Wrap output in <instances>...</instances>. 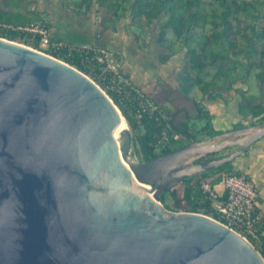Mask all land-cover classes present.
<instances>
[{"label":"water","instance_id":"95a60500","mask_svg":"<svg viewBox=\"0 0 264 264\" xmlns=\"http://www.w3.org/2000/svg\"><path fill=\"white\" fill-rule=\"evenodd\" d=\"M262 139L264 125L250 126L142 162L90 77L0 38V264H264L224 224L161 202Z\"/></svg>","mask_w":264,"mask_h":264},{"label":"trees","instance_id":"16d2710c","mask_svg":"<svg viewBox=\"0 0 264 264\" xmlns=\"http://www.w3.org/2000/svg\"><path fill=\"white\" fill-rule=\"evenodd\" d=\"M62 4L65 7L63 1ZM69 4L83 11L82 14L81 12L75 14L76 17L94 12L97 17L103 15L106 22L109 19L111 25L108 26L113 27L115 32L123 23L124 29L134 25L148 32L155 40V44L165 51V55L159 58L162 64L169 62L178 52L184 51L185 64L178 80L179 93L186 99L194 100L191 94L198 88L203 96L200 102L208 99L228 103L223 91L235 90L241 97L240 114L252 118L251 126L264 125V0H77ZM9 7H11L9 10L0 8V38L39 50V38L15 28L42 22L47 25L51 34L50 20L41 18L30 9L26 12L17 6ZM51 38L53 41H65L53 38L52 34ZM135 38L139 46V37ZM77 43L93 44L85 39ZM176 46L180 47L179 50H176ZM111 51L117 57L121 56ZM66 54L67 51L62 50L54 57L94 80L118 106L139 146L142 162L179 150L194 140L195 132L202 133L204 139L227 133L216 131L214 117L199 104H196L197 113L193 118L206 120L205 126L199 130L196 128L194 130L188 125L191 118L186 122H178L179 111L171 116L158 103L157 112L143 113L138 119L137 98L129 97L122 100L99 78V72L92 61L81 54L73 56ZM253 77L259 83L261 95L247 99L248 89H239L235 86L241 83L248 87L249 79ZM248 103L250 104L246 111L244 108ZM245 127L246 125L239 123L232 130ZM164 134L168 135L167 140H164ZM175 135L180 139L175 140ZM215 155L203 157L197 162L212 161L216 159ZM208 173L212 176L208 177ZM208 173L185 179L182 184L184 187L182 196L175 190L167 191L173 198V204L167 206L162 203L164 208L173 212L204 214L222 222L212 205L205 199L201 182L208 180L215 188H220L219 182L224 175L242 174L235 171L233 162ZM162 199L163 196L161 202ZM258 202L259 198L257 204ZM256 214L260 216V221L247 238L264 258V214L260 215L257 206Z\"/></svg>","mask_w":264,"mask_h":264},{"label":"built area","instance_id":"2783aa9c","mask_svg":"<svg viewBox=\"0 0 264 264\" xmlns=\"http://www.w3.org/2000/svg\"><path fill=\"white\" fill-rule=\"evenodd\" d=\"M15 29L39 38V50L37 51L40 53L57 59L54 57L55 54L65 50L67 56L81 54L87 60L92 61L99 72V78L107 85L108 89L117 93L122 100L129 97L138 99V119L142 117L143 113L150 112L153 114L159 110L157 102L136 85L130 77L125 75L119 58L110 49L90 43L53 41L50 30L42 22ZM167 139L168 135L164 134V140ZM174 139L179 140L180 138L175 135ZM219 185L220 189L215 188L210 181L203 180L201 190L205 199L212 205L214 211L222 220V222L219 221L220 223L248 240V234L252 233L256 224L260 221V216L256 214L259 198L256 185L253 181L248 180L245 175L237 174L224 175Z\"/></svg>","mask_w":264,"mask_h":264},{"label":"rangeland","instance_id":"374dc122","mask_svg":"<svg viewBox=\"0 0 264 264\" xmlns=\"http://www.w3.org/2000/svg\"><path fill=\"white\" fill-rule=\"evenodd\" d=\"M62 1L64 2L65 7L62 4ZM73 1H77V0H34V1H32V0H0V8H2L4 10H9V9H11V7H9V5H12V7L17 6L20 10H24L27 12V10H29V9H39V8L43 9L46 7L47 9H50V8L52 9V12L54 13V17L56 19H60L62 17V15H64L65 12H68L71 14H77L80 12H81V14L83 13V11L78 10L75 5L69 4V2H73ZM37 13H38L37 15H39L41 18H43L45 20H50V18H53L49 13H43V12H37ZM96 17L97 16L94 12V13H90L88 15H84L82 18L85 21L84 22L85 25L93 23L94 20L96 22H103V20H104L103 15H100L97 18ZM56 19H55V21L58 22V20H56ZM106 25H111L109 23V19H107ZM122 26H123V24L119 25V31L122 34H124L125 37H126V35L129 36L128 37L129 39L127 38L128 41L126 44L127 54H125L123 56H119L118 58H119L122 65L127 63V64H134L136 66H140V69L143 70L142 71L143 74H146V72L147 73L149 72L150 76L159 80L157 82V84L159 86H162L161 90L162 89L164 90L163 94L160 95L159 97L156 96L154 98V97L150 96V94H148V92H147V94L155 102H162L163 108L166 111H169L172 114H174L175 107L173 104L169 103V101H171V100L173 102H195V101L200 102V101H202L203 96H202V93L199 91L198 88H195L191 94L193 96L194 100L186 99L181 93L178 92L179 74L183 71V67L185 64V52L184 51L178 52L177 55L175 57H172L169 62L162 64V63H160L159 58H161L165 55V51L160 49V47L155 44V40L153 39L151 34H149L148 32H146L143 29H141L137 26H134V25L128 26L125 30H124V27H122ZM107 27H110V26H107ZM136 36L139 37V39H138L139 40V42H138L139 46L136 42V38H135ZM169 37H171V35ZM82 38H85V36H81L80 39H82ZM118 38H120V37H118ZM118 38L117 37L114 38V40H113L114 43L119 42ZM124 40H125V38H122V41H124ZM179 48L180 47L176 46V50H179ZM137 68H139V67H137ZM235 88H239V89L241 88V89H246V90L248 89L247 99L248 98L252 99L255 96L261 95L259 83L256 81V79L254 77L249 79L248 87H245L241 83H238L235 86ZM223 94H224L225 98L228 99L229 102L241 103L240 102L241 97L236 93L235 90H230V91L224 90ZM170 97H172V99ZM164 99L169 100V101H166ZM207 102H213V101L207 100ZM220 102H224V101H220ZM249 104L250 103H248L246 105L244 110L248 111ZM243 105L245 106V104H243ZM181 107H182L181 104L176 103L177 109H179ZM200 107L201 108L203 107V109H207V110L209 109L208 106L205 104V102ZM187 108L189 111V113H188L189 117H195L194 116L195 114L193 113V109H195V108H193V105L190 107H187ZM219 111H220V109L218 111H213V112L214 113L217 112V114H218ZM229 113H233V112L229 111ZM181 117L185 120L183 115H181ZM228 119L229 118L226 117L225 114H223L220 117V119H219V117L213 119L214 128L216 129V131L226 132V131L230 130L231 127L237 126L236 120L231 122ZM241 121L245 122L246 120L242 119ZM248 121L251 123L252 120H247V124H248ZM205 123H206L205 119H198L197 117L191 118L188 121V125H190V127L194 130H195V128L197 130H199L200 128L205 126ZM192 129H191V132H192ZM193 135H194V139H196L198 141L204 140V138H205V136L202 133L195 132V134L193 133ZM235 149L237 150L238 148H233V149L226 150V151H223L220 153H216V155H215L216 159L233 153V151H235ZM239 158L236 160L237 162H238V160L242 159V157L240 159ZM207 175H208V177L212 176L211 173H208ZM183 189H184L183 185H179L174 190H175V192H177V194L182 196ZM162 203H164L167 206H172L173 198L169 192H166L163 195ZM263 214L264 213L262 212V210H260V215H263Z\"/></svg>","mask_w":264,"mask_h":264},{"label":"crops","instance_id":"0c3cea01","mask_svg":"<svg viewBox=\"0 0 264 264\" xmlns=\"http://www.w3.org/2000/svg\"><path fill=\"white\" fill-rule=\"evenodd\" d=\"M34 12H43V13H49L53 18H50L51 22V34L53 38H59L65 41H71V42H80L81 36H85L86 41L92 42L95 45H99L102 47H106L108 49L113 50L114 52L118 53L119 55L123 56L127 54L126 51V44L128 41V37L126 34V37L124 34H122L119 31V27L117 29V32L113 30V27H107L106 25V19L103 20V22H96L95 20L91 24H84V19L82 17H76L75 14H71L68 12H65L64 15L60 19H56L54 17V13L52 12V9H47L46 7L41 9H30ZM99 17V16H98ZM58 20V22L55 21ZM125 26V23H123ZM125 30V29H124ZM118 38L119 42L114 43V38ZM122 38H125L124 41H122ZM128 38V39H127ZM139 67V68H137ZM125 69L124 73L128 76H132L131 78L135 82L136 85H138L140 88H142L146 94H150L152 97H159L163 94L164 90H161L162 86H159L157 82L158 79L150 76V73L146 72V74H143V70L140 69V66H136L134 64H124L123 70ZM147 94V95H148ZM172 99V97H170ZM166 100V99H164ZM208 99H206L205 104L208 106V111L212 114V116L215 118L220 117L225 114L226 117H228L231 122L236 120L237 124L243 123L246 125V127H250L251 123L247 120H252L251 117H243L240 114V107L239 102H207ZM169 101V100H166ZM210 101V100H209ZM159 105L162 106V102H157ZM169 103L173 104L175 107V112L179 111V115L177 117L178 122H186L189 117V111L187 107H190L193 105V113H197V106L196 104H199L200 106L204 102H173L172 100L169 101ZM176 103L181 104V108H176ZM189 105V106H188ZM220 111L213 112V111ZM212 111V112H211ZM233 112V113H229ZM168 114L170 113L171 116L173 114L169 111H167ZM229 113V114H228ZM185 118V120L181 117ZM196 116V115H194ZM239 117V118H238ZM242 119L246 120L245 122L241 121ZM245 127V128H246ZM233 127H231V130L226 132H232ZM240 159V158H239ZM237 162V161H236ZM234 162L235 171H238L242 175H245L247 178H249L251 181L254 182L256 185L258 191H259V202L257 204V207L259 210H262L264 213V140H261V142L257 145H255L254 148H251L248 153L242 157V159L238 160L236 163ZM220 189V188H219Z\"/></svg>","mask_w":264,"mask_h":264},{"label":"flooded vegetation","instance_id":"af4514ba","mask_svg":"<svg viewBox=\"0 0 264 264\" xmlns=\"http://www.w3.org/2000/svg\"><path fill=\"white\" fill-rule=\"evenodd\" d=\"M123 67H124V66H123ZM123 71H125V69H124ZM125 75L128 76V75L126 74V72H125ZM128 77L131 78L132 76H128ZM131 79H132V78H131ZM132 80H133V79H132ZM133 82H134V81H133ZM262 140H264V139H262ZM260 142H261V140H260L259 142L255 143L251 148H254L255 145L259 144ZM251 148H250V149H251ZM238 149H240V148H238ZM250 149H249V150H250ZM235 150H236V149H235ZM249 150H248V151H249ZM248 151H247L245 154L241 155L240 158H241V157H244V156L248 153ZM238 158H239V157H238ZM238 158H237V159H238ZM237 159H236V160H237ZM236 160H235L234 162H236ZM234 162H233V163H234Z\"/></svg>","mask_w":264,"mask_h":264}]
</instances>
